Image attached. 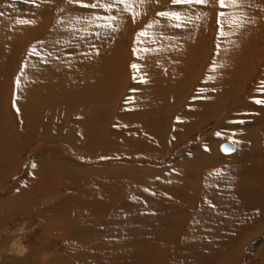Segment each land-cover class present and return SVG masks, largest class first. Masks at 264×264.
<instances>
[{
  "label": "rangeland",
  "instance_id": "obj_1",
  "mask_svg": "<svg viewBox=\"0 0 264 264\" xmlns=\"http://www.w3.org/2000/svg\"><path fill=\"white\" fill-rule=\"evenodd\" d=\"M99 2L0 0V264H264V0ZM68 30L71 48L50 36ZM42 59L59 65L21 77Z\"/></svg>",
  "mask_w": 264,
  "mask_h": 264
},
{
  "label": "bare ground",
  "instance_id": "obj_2",
  "mask_svg": "<svg viewBox=\"0 0 264 264\" xmlns=\"http://www.w3.org/2000/svg\"><path fill=\"white\" fill-rule=\"evenodd\" d=\"M31 2H33V3H31ZM31 2H25V4H24V2H23V5H26V7L27 8H30V9H32V8H35V9H38V11H42L43 9H46V7H47V5L46 6H43V4H38V3H42V1H40V2H38V1H31ZM45 4V3H44ZM13 5V4H12ZM18 5H20V3H16L15 4V7H17ZM11 7V6H10ZM49 7V6H48ZM3 8V7H2ZM50 8V7H49ZM4 10L1 12V18L0 19H5V20H7V19H9L10 17V12H11V10L10 9H8V8H6V10H5V7L3 8ZM11 19V18H10ZM72 27V26H71ZM55 28V27H54ZM69 29V28H68ZM67 31V30H66ZM70 33H71V31L70 30H68V32H61V33H58V32H54L53 34H51L50 36H51V38H52V36H54V37H56V36H58V37H56V38H54V39H57L58 38V45H60L61 47H62V45L64 44V45H67L66 43H68V47L69 48H71V44H70V42H72L74 39H71L72 37H70ZM80 33V32H79ZM88 33H89V31H88ZM97 33V32H96ZM95 33V34H96ZM72 34V33H71ZM90 34V33H89ZM89 34H86V36H85V40L86 39H89V38H86ZM97 35V34H96ZM60 37V38H59ZM22 39V38H21ZM20 39V40H21ZM48 39H49V37H48ZM54 39H52V40H54ZM158 41H160V40H158ZM74 42V41H73ZM54 43V42H53ZM1 44V43H0ZM39 44V43H38ZM54 45H56V44H54ZM63 45V46H64ZM3 46V45H2ZM164 46V45H163ZM0 47H1V45H0ZM4 47V46H3ZM16 48L18 47V45H16L15 46ZM21 47V46H20ZM67 47V46H66ZM178 47V46H177ZM263 47V46H262ZM173 48H174V46H173ZM260 48V47H259ZM258 48V49H259ZM3 49H5V48H3ZM56 49V48H55ZM161 49V48H160ZM185 49V48H184ZM183 49V50H184ZM262 49V48H261ZM264 49V48H263ZM71 50V49H70ZM167 50V49H166ZM160 51V50H159ZM255 51V50H254ZM5 52V51H4ZM176 52V51H175ZM9 53V52H8ZM186 53V52H185ZM189 53V52H188ZM155 54V53H154ZM168 55H169V53H167ZM193 54V53H192ZM56 55V54H55ZM72 55V54H71ZM171 55H173V54H171ZM175 55V54H174ZM38 56V55H37ZM36 56V57H37ZM184 56V55H183ZM188 56V55H187ZM46 57V56H45ZM89 57V56H88ZM120 57V56H119ZM167 57V56H166ZM172 57V56H171ZM253 57V56H252ZM254 57H255V55H254ZM38 58H40V57H38ZM168 58V57H167ZM190 58V57H189ZM117 59V58H116ZM119 59V58H118ZM118 59H117V61H118ZM173 59V58H172ZM188 59V58H187ZM43 61H45V59H42ZM132 60V59H131ZM134 60V59H133ZM202 60H203V58H202ZM254 60V59H253ZM117 61H116V63H117ZM176 61H177V59H176ZM182 61V60H181ZM92 61H90V63H91ZM150 62V61H149ZM153 62V61H152ZM169 62V61H168ZM171 62V61H170ZM178 62V61H177ZM183 62V61H182ZM190 62V61H189ZM82 63V62H81ZM80 63V64H81ZM89 63V64H90ZM51 64H53L54 66H57L58 67V65H59V63L57 62V63H51V61L49 62H46L45 61V63L44 62H37V64L36 65H34V64H29V66L28 67H26L25 69H24V71L22 72V78L24 79V78H26V79H29V78H33L34 76H33V73L34 72H44L45 71V69L47 68V66H50ZM83 64V63H82ZM86 64V63H85ZM91 64H93V63H91ZM118 64H120V63H118ZM192 64H194V63H192ZM218 64V63H217ZM95 65V64H94ZM159 65V64H158ZM173 65V64H172ZM182 65V64H181ZM186 65V64H185ZM189 65V64H188ZM187 65V66H188ZM67 66V65H66ZM79 66V65H78ZM81 66V65H80ZM121 66V65H120ZM139 66H141V65H139ZM165 66H167V65H165ZM186 66V67H187ZM195 66H197V64L195 65ZM214 66V65H213ZM52 67V66H51ZM60 67H64V65L62 66V65H60ZM202 67V66H201ZM249 67V66H248ZM80 68H82V67H80ZM131 68V67H130ZM154 68V67H153ZM162 68V67H161ZM188 68V67H187ZM192 68V67H191ZM198 68V67H197ZM196 68V69H197ZM235 67H232V69H234ZM72 69V68H71ZM147 69V68H146ZM170 69V68H169ZM216 69V68H215ZM249 69V68H248ZM4 72H2L1 74L3 75V76H5V75H7V74H10L8 77H10L11 78V75L13 74V72L14 73H16V71H14V70H12V69H10V67L7 69V67L5 66L4 67ZM50 70V69H49ZM48 70V71H49ZM53 70H55V69H53ZM86 70V69H85ZM163 70V69H162ZM186 70V69H185ZM244 70V69H243ZM56 71V70H55ZM76 71V70H75ZM78 71V70H77ZM125 71V70H124ZM149 71V70H148ZM147 71V72H148ZM151 71V70H150ZM184 71V70H183ZM217 71V70H216ZM68 72V71H67ZM80 72V71H79ZM145 72H146V70H145ZM154 72V71H153ZM184 72H187V71H184ZM189 72V71H188ZM51 73V72H50ZM54 73H56V72H54ZM82 73V72H81ZM84 73V72H83ZM57 74H59V73H57ZM95 74H97V73H95ZM101 74H103V73H101ZM107 74V73H106ZM118 74V73H117ZM129 74V73H128ZM144 74V73H143ZM147 74V73H146ZM246 74V73H245ZM249 74V73H248ZM247 74V75H248ZM79 75V74H78ZM77 75V76H78ZM145 75V74H144ZM179 75V74H178ZM188 75V74H187ZM218 75V74H217ZM76 76V75H75ZM81 76V75H80ZM79 76V77H80ZM175 76V75H174ZM243 76H246V75H243ZM242 76V77H243ZM29 77V78H28ZM96 77V76H95ZM108 77V76H107ZM120 77V76H119ZM118 77V78H119ZM140 77V76H139ZM235 77V76H234ZM237 77V76H236ZM102 78H104V77H102ZM110 78V77H109ZM117 78V79H118ZM138 78V77H137ZM141 78V77H140ZM227 78V77H226ZM239 78V77H238ZM94 79V78H93ZM106 79V78H105ZM112 79V78H111ZM144 79V78H143ZM184 79V78H183ZM51 80H53V82L52 81H50V85H48L47 87L48 88H46V90H48V91H50V92H56L55 91V89L53 90V89H50V86H53V85H51V84H54V82H56V80L55 79H51ZM151 80V79H150ZM173 80V79H172ZM178 80V79H177ZM208 80V79H207ZM237 80V79H236ZM94 81H96V79L94 80ZM141 81V80H140ZM145 81V80H144ZM174 81V80H173ZM30 82H33L32 80H30ZM61 82V81H60ZM65 82V81H64ZM74 82V81H73ZM104 82V81H103ZM157 82H159V81H157ZM29 83V82H28ZM72 82H70V84H71ZM85 83V82H84ZM112 83H114V82H112ZM149 83H151V82H149ZM5 83H3V85H4ZM60 84H62V82L60 83ZM108 84V83H107ZM153 84V83H152ZM214 84V83H213ZM217 84V83H216ZM35 85H37V84H35ZM34 85V86H35ZM68 85V84H67ZM98 85V84H97ZM155 85V84H154ZM171 85V84H170ZM225 85V84H224ZM57 86V85H56ZM93 86V85H92ZM147 86V85H146ZM169 86V85H168ZM172 86H173V84H172ZM9 87V86H8ZM31 87V86H30ZM29 87V88H30ZM36 87V86H35ZM43 87V86H42ZM41 87V88H42ZM45 87V86H44ZM57 87H59V86H57ZM150 87V86H149ZM167 87V86H166ZM186 88H187V85L185 86ZM214 87V86H213ZM221 87V86H220ZM224 87V86H223ZM226 87V86H225ZM38 88H39V86H38ZM54 88V87H53ZM89 88V87H88ZM160 88H162V87H160ZM175 88V87H174ZM194 88V87H193ZM64 89H65V87H64ZM67 89H68V87H67ZM81 89V88H80ZM90 89V88H89ZM106 89V88H105ZM158 89V88H157ZM156 89V90H157ZM204 89V88H203ZM232 89V88H231ZM230 89V90H231ZM237 89V88H236ZM41 90V89H40ZM56 90H58V89H56ZM151 90V89H150ZM166 90H168V89H166ZM181 90V89H180ZM29 91V90H28ZM27 91V92H28ZM42 91V90H41ZM40 91V92H41ZM61 91H63V90H60V92ZM88 91V90H87ZM114 91V90H113ZM185 91V90H184ZM192 91H193V89H192ZM203 91H205V90H203ZM207 91V90H206ZM233 91V90H232ZM46 92V91H45ZM49 92V93H50ZM70 92V91H69ZM86 92V91H85ZM183 92V91H182ZM113 93V92H112ZM117 93V92H116ZM172 93H173V91H172ZM184 93V92H183ZM204 93V92H203ZM202 93V94H203ZM208 93H209V91H208ZM171 94V93H170ZM47 95H49V94H47ZM59 94L56 92L55 93V95L54 96H58ZM62 95V94H61ZM66 95V94H65ZM96 95V94H95ZM99 95V94H98ZM181 95V94H180ZM185 95V94H184ZM213 95H215V94H213ZM71 96H73V95H71ZM70 96V97H71ZM114 96V95H113ZM171 96H172V94H171ZM229 96H230V94H229ZM136 97V96H135ZM164 98V97H163ZM193 99V98H192ZM226 99V98H225ZM228 99V98H227ZM37 100H42L41 98L40 99H37ZM144 100V99H143ZM180 100V99H179ZM183 100V99H182ZM199 100V99H198ZM221 100V99H220ZM229 100V99H228ZM56 101V100H55ZM70 101V100H69ZM76 101V100H75ZM74 101V102H75ZM164 101V100H163ZM176 101V100H175ZM223 101V100H222ZM249 101V100H248ZM252 101V100H251ZM32 102V101H31ZM48 102H51L50 100H48ZM70 102H72V100L70 101ZM73 102V103H74ZM101 102H103V101H101ZM128 102V101H127ZM178 102V101H177ZM8 103V102H7ZM165 103V102H164ZM210 104H212V105H210L211 107V109H214L213 111H215V110H219L220 109V107L221 106H223V105H227L228 104V101H226V102H224L222 105H221V103H217V102H214L213 100H211L210 102H209ZM130 104V103H129ZM175 104H176V102H175ZM179 104V103H178ZM186 104V103H185ZM54 105V104H53ZM81 105V104H80ZM128 105V104H127ZM170 105V104H169ZM10 106V105H9ZM50 106V105H49ZM59 106V105H58ZM147 106V105H146ZM175 106V105H174ZM183 106V105H182ZM181 106V107H182ZM220 106V107H219ZM248 106H250V104H248ZM52 108H53V106H52ZM62 108V107H61ZM92 109V108H91ZM170 109V108H169ZM180 109V108H179ZM177 111V110H176ZM2 112V111H1ZM178 112V111H177ZM7 114L9 115V117H8V126H9V128H10V122H11V127L12 126H15L16 124H15V122H14V120L13 119H11V114H10V112H7ZM177 114V113H176ZM61 115V114H60ZM59 115V116H60ZM83 116V115H82ZM61 117V116H60ZM85 117V116H84ZM67 117H66V114L64 115V118L63 119H66ZM36 122H40L39 124H42V121H41V119H36ZM98 129V128H97ZM14 130V129H13ZM75 131V130H74ZM8 132H10L9 131V129H8ZM11 133V132H10ZM10 133H8V136L10 137L11 136V134ZM71 133H72V131H71ZM75 133H76V131H75ZM79 133V132H78ZM50 134V133H49ZM13 135V134H12ZM66 135V137L64 138V142L66 143V142H68V143H72V145H75V146H77L79 143H78V141H86L85 139H84V137L82 136V135H76V134H65ZM104 136V135H103ZM112 136V135H111ZM129 137V136H128ZM49 138H54V137H52L51 135H49ZM145 138V137H144ZM105 139V138H104ZM107 139V138H106ZM105 139V140H106ZM154 139V138H153ZM88 141V140H87ZM142 142V141H141ZM225 143L226 142H228V141H224ZM224 142H222L221 144H220V148H219V150L221 151V152H223V154H228V153H230V152H236L238 149H237V146L234 144V143H232L233 145H234V149L233 150H231V151H229V152H224V151H222L221 150V145L224 143ZM86 143V142H85ZM137 143V142H136ZM229 143H231V142H229ZM82 145V144H81ZM82 149V148H81ZM234 152H233V154H234ZM238 153V151L235 153V154H237ZM234 154V155H235ZM234 155H232V156H228L227 158H231V157H233ZM211 159H213L212 157H211ZM230 163V162H229ZM6 210V209H5ZM8 213V212H7ZM1 215V214H0ZM49 223V222H48ZM50 225V224H49ZM51 226V225H50ZM64 226V225H63ZM51 228H53V227H51ZM60 228V227H59ZM47 232V231H46ZM47 234V233H46ZM48 235V234H47ZM50 235V234H49ZM19 247H21V248H19L18 249V252L19 253H21L22 252V250H23V248L24 247H22V246H19ZM83 247V246H82ZM87 247V246H86ZM74 249V248H73ZM73 249H68L66 252H61L60 254L59 253H57V254H54V255H52V256H50V258H49V256L48 257H45L44 258V256L43 255H41V264H74L75 262H77V257L78 256H80L79 254H74L75 253V251L73 250ZM76 250V249H75ZM83 250V249H82ZM94 250V249H93ZM25 251V250H24ZM23 251V252H24ZM22 252V253H23ZM74 252V253H73ZM82 253H83V251H82ZM87 254V253H86ZM81 255H84V254H81ZM37 259V258H36ZM22 261V260H21ZM31 262V261H30ZM25 263V262H24ZM23 263V264H24Z\"/></svg>",
  "mask_w": 264,
  "mask_h": 264
},
{
  "label": "snow or ice",
  "instance_id": "obj_3",
  "mask_svg": "<svg viewBox=\"0 0 264 264\" xmlns=\"http://www.w3.org/2000/svg\"><path fill=\"white\" fill-rule=\"evenodd\" d=\"M70 2L75 3V4H80L83 7H91V8H96V7H101V8H105V9H111L113 7L112 4H108V3H100L99 0H97V2L95 3H85V0H70ZM118 3L123 4L124 5V10L125 11H129L132 12L133 17H135L136 15H139L138 12H136L133 7L130 5L129 0H117ZM141 3L144 2V0H140ZM217 4H219V6L221 8L224 7H236L239 3V0H216ZM172 4H182V5H191V4H198V5H207L209 3V0H171ZM157 15L162 16V17H171L172 19L179 21L182 19V16L179 12L176 11H161L159 13H157ZM219 15L223 16L224 13L221 12L219 13ZM114 17H106L105 18V27H111V23L110 21L113 20ZM232 23H237V20L235 18H233V20L231 21ZM17 23L20 24H29V23H33V21H29V20H18ZM140 35H147L146 32H141ZM33 52H35V49L32 50ZM131 67L135 70L137 69V65L136 64H132ZM17 84H19V81H17ZM258 91L264 93V82H262L260 88H258ZM254 102L258 105H262L264 106V96L261 97H253ZM243 121H241L242 123ZM217 135H220V133H216ZM225 151H228L227 148H224Z\"/></svg>",
  "mask_w": 264,
  "mask_h": 264
},
{
  "label": "water",
  "instance_id": "obj_4",
  "mask_svg": "<svg viewBox=\"0 0 264 264\" xmlns=\"http://www.w3.org/2000/svg\"><path fill=\"white\" fill-rule=\"evenodd\" d=\"M224 148H227L228 151H225ZM234 149V145L232 143H229V142H224L222 145H221V150L224 151V152H229L231 150Z\"/></svg>",
  "mask_w": 264,
  "mask_h": 264
}]
</instances>
